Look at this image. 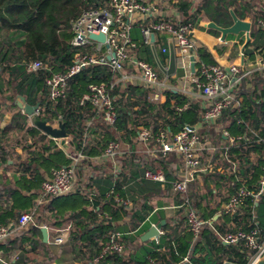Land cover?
Instances as JSON below:
<instances>
[{"label": "trees", "instance_id": "1", "mask_svg": "<svg viewBox=\"0 0 264 264\" xmlns=\"http://www.w3.org/2000/svg\"><path fill=\"white\" fill-rule=\"evenodd\" d=\"M106 1L0 0V119L5 111L13 112L11 121L0 129V167L14 168L13 180L0 181V225L11 224V234L0 240V249L3 255L17 252L19 258L14 262L16 264H42L53 260L54 256H51L41 242L38 224H45L49 230L68 226V238L71 241L70 260L92 264L93 258L108 242L110 233L118 230V219L123 220L126 217L129 224L133 223L130 226L125 225L127 231L132 230L143 222L148 212L153 209L148 202L147 190L162 192V189H171V182L177 177L181 158L174 152L163 156L157 150L158 144L155 142L144 145L137 141L139 126H146L153 133L159 130L175 133L185 124L192 126L201 122L202 108L198 101L190 100L182 92H174L172 89L165 91L163 102L152 100L156 93L154 88L141 82L134 85L132 80H129L125 83L117 82L110 89L118 118L115 126L107 125L102 115L95 113V108L90 102L81 103V96L87 91L88 84L105 83L110 86L115 80V74L105 65L83 68L67 79L62 96L56 100L50 98L46 80L54 73L66 71L75 53L92 52L88 45L75 47L70 43V21L83 10L100 6ZM166 2L167 5L160 4L159 9L176 11L179 19L172 15V12L164 16L174 25L189 21L195 24L203 14L219 26H229L230 10L241 19L250 14V35L260 36L264 41V31L261 33V28L264 27L257 22V19L264 21V6L259 1ZM196 54L201 62L215 64L212 54L206 48H196ZM144 59L149 63L152 61L147 57ZM34 61H39L40 67L28 70L27 67ZM18 96H23L28 104L39 103L35 115L37 119L49 123L63 122L68 136L65 150L36 126L25 127L26 115L16 106L15 100ZM236 96L240 98L239 105L224 109L214 124L219 130L212 136V139L215 138L213 150L201 151V161H209V169L198 173L188 184L186 196L189 206L206 222L198 238L193 240L188 228L187 204L183 195L174 192L180 209L171 219L166 218L162 226L164 233L158 242L154 241L150 245L141 241L139 243L141 230L132 235L123 234V250L109 251L100 260V264H146L147 257L154 259L156 264H174L179 254L186 255L188 248L192 254L191 259L196 264H247L254 250L246 248L242 240L224 243L220 240V235L238 229L256 228L258 241H264V194L256 201L247 199L233 214L225 213L222 218H212L240 184L257 189L264 164V76H246L237 87ZM184 104L187 107L179 109ZM207 127L205 133L208 134ZM20 130L25 136L19 139L16 136L15 143H12L14 140L10 135ZM223 130L232 136H241L226 150L219 145ZM110 140H118L124 147V153L117 157L118 169H114L112 163L106 161L115 173L114 176L118 177L114 185L111 184L101 195L92 193L91 185L84 183L85 188L89 190L85 191L82 197L76 189V192L62 196L46 195L41 198L40 186L44 175L51 168L67 165L70 162L68 153L80 151L84 154L83 164L97 167L93 159L102 154ZM16 143L21 144L24 157L15 151ZM144 149L147 150L146 153L141 152ZM9 159L12 160L10 165L7 164ZM232 165H235V176L233 172L226 174L223 171H231ZM146 167L161 168L166 181L160 183L143 180L139 176ZM219 167L223 170H219ZM78 171L75 172L76 180L82 182L83 175L78 174ZM209 182H213L216 191H222L225 187L231 192L224 198L214 197ZM134 188H141L142 191L137 198L130 195L135 192ZM131 200L141 202L139 210H134ZM98 205L102 206L105 216H98ZM22 212L32 214L36 225L19 227L17 220ZM161 216L162 211L157 210L152 220L158 222ZM27 240L30 242L28 245L24 243ZM37 253L46 255L47 258H36ZM196 253L202 256L195 258Z\"/></svg>", "mask_w": 264, "mask_h": 264}, {"label": "built area", "instance_id": "2", "mask_svg": "<svg viewBox=\"0 0 264 264\" xmlns=\"http://www.w3.org/2000/svg\"><path fill=\"white\" fill-rule=\"evenodd\" d=\"M264 6V0H260ZM166 6V0H107L100 6L89 7L83 10L79 16L70 21L72 37L70 43L75 47L92 48V52H77L74 55L71 65L62 73H54L47 80L49 96L56 100L64 94L67 79L80 72L83 68L91 65L108 66L115 74V80L110 86L105 83H90L87 91L81 96V103L90 102L95 113L102 115L104 122L109 126H115L117 122V110L114 98L110 94V89L117 82H127L133 78H138L143 85L154 88L156 93L152 100H158L159 92L171 89L166 76L160 75L157 67L153 66L137 53L138 43L131 37V28L139 24L141 42L145 46H151L158 41L160 34H165L170 38L174 48H176V69L181 75L190 76L192 88L197 94L196 99L200 101L202 108L201 124L209 126L210 133L215 132L214 124L220 118L224 109L238 106L240 98L236 96V89L241 80L246 76H254L257 73L264 72V47L256 51L252 64L244 66L243 63H231L227 66L219 64H207L196 59V42L193 38L194 24L192 22L180 23L174 25L169 19H165L162 9L159 5ZM177 19L179 16L173 12ZM252 21V20H251ZM257 22L264 27V21L257 19ZM205 22V26H206ZM103 33L105 40L103 42L89 38V34ZM159 51L165 53L167 47L160 46ZM191 56L197 63L195 73L191 72ZM39 61H34L27 67L28 70H35L40 67ZM190 87L183 82L176 89L183 94H187ZM184 104L179 109L186 108ZM219 129L216 130V132ZM230 143L240 139V135L232 136L226 130L222 131ZM137 141L144 145L150 142L158 144L157 150L163 156L169 152H174L181 158L179 171L176 178L171 182V189L175 193L183 195L184 202L187 204L186 221L189 230L192 233V239L196 240L206 223L199 214L189 206L186 196L188 184L200 172L209 169L210 163L201 161V151L204 145L198 129L192 125L185 124L175 133L169 130H159L153 133L146 126H139L136 133ZM226 150L227 147L224 146ZM150 150V149H149ZM124 153V147L118 140H110L97 157L102 161L112 163L114 169H118L117 157ZM70 162L67 165L51 168L45 175L41 183V198L46 195L62 196L75 190L76 167L83 159L84 154L80 151L68 153ZM143 178L163 183L166 176L161 168L146 167L143 169ZM264 194V164L263 171L257 182V189H251L240 184L234 194L222 203L221 210L226 214L237 212L247 199L256 201ZM121 201V199L117 196ZM19 227H27L34 224L32 214L22 212L17 220ZM154 225V224H153ZM65 230L57 231L54 236V242L60 244L63 242V233ZM163 233L158 228V235ZM11 234V224L0 225V240ZM121 232L113 231L109 235L108 242L102 248L101 252L93 258V262L98 263L109 252H121L124 244L121 241ZM258 230L252 228L249 230L238 229L234 232H227L220 235V240L224 243H236L242 240L244 246L254 250L247 264L255 262L264 255V241H258ZM154 239L157 240V237ZM146 264H156L155 260L148 257ZM178 264H196L191 256H185ZM222 264H232L224 262Z\"/></svg>", "mask_w": 264, "mask_h": 264}, {"label": "crops", "instance_id": "3", "mask_svg": "<svg viewBox=\"0 0 264 264\" xmlns=\"http://www.w3.org/2000/svg\"><path fill=\"white\" fill-rule=\"evenodd\" d=\"M258 1L260 2V0H253L254 3H258ZM260 4L262 5L261 2H260ZM161 9L163 11V14H166V15L171 14V12H172V14H173V12H176L174 9H171V11L163 9V8H161ZM200 16H199V19H197V22H195L194 28H193V38L196 42V48H198V47L206 48L212 54V56L215 60V64L227 66L231 63H243L244 66H249L252 64V60L255 56L256 51H258L259 49L264 47V41L260 44H257V45L254 43L255 37L251 36L250 31H249L250 40L245 45L243 51H241V46L245 41L244 32H240L238 34H234V36H229V37L227 35L224 40H220V38H219L220 32L219 31H217L216 29H213V28H208L204 25L205 22H209L212 20L203 16V14H201ZM251 16L252 15H250V14H246L245 17L243 18V20L250 22V27L252 25V21H251L252 17ZM231 23H232V18H231ZM262 31H264V28H261V33H262ZM131 37L139 45L137 48L139 56L142 58L147 57V58H150L152 60L151 61L152 65L157 67L160 75L166 76L167 81H168L169 85L171 86V89L174 92L178 91L176 88L178 86H180L183 82H185L186 85L188 87H190L189 90L186 91L188 93L185 95L188 96V98L190 100L198 101L200 103V101L198 99H196V97H195V96H197L196 95L197 93L194 90H192V88H195V86L192 84L190 76H186V77L182 76L181 72L176 68H175L174 73L166 74V73L162 72V70L158 67V65L156 63L155 59L157 57V60L160 62V64L164 68H167V66H168L169 44L172 42L170 41V38L167 35L160 34L157 37L158 41L149 47L142 44L140 31L133 29V27L131 28ZM164 45L167 47L166 55H164V53H161L159 51V47L164 46ZM173 48H174V46H173ZM174 51L176 52V48H174ZM196 59H199L197 54H196ZM195 67H197V63H195ZM256 76H264V72L262 74L257 73ZM250 77H255V75L250 76ZM242 80H241V82H242ZM137 82L138 83L140 82L138 78H133L131 81V83H133L134 85H139ZM166 90L159 92L158 100H156V101L163 102L165 100V91ZM178 92H180V91H178ZM257 93H258V90H257ZM19 99H20V96H18L15 100L16 106H17V108H19L21 110L22 113H24L26 115L25 127L26 126H35V124H33L32 119H31L32 116L27 115L23 111V109L17 105V101ZM24 101H25V103H27L25 98H24ZM38 107H39V105H38ZM37 112H38V108L36 109L35 115L37 114ZM12 114H13V112L11 110L4 112V114L2 115V117L0 119V129H2L5 125H7L11 121ZM57 123L58 122H52L49 124H51L52 126L55 127V126H57ZM194 126L198 129V132H199L200 137H201V142L203 143V145L205 147L204 149L211 152L214 148V143H215L214 142L215 138L212 139V136L215 134V132L218 128H216V127L213 128V129H215V132L213 134L210 133V129H209V132L207 134V133H205V128L207 127L206 125L200 124L199 122H196L194 124ZM207 128H209V127H207ZM40 131L42 133H44L42 130H40ZM16 136L19 139L20 137H22V136L24 137L25 135H23L21 130L18 133L12 132V134L10 135V138H12L14 140V142H12V143H15ZM48 137H50V136H48ZM50 138H52V137H50ZM52 139L55 140V142L59 146H62L63 149L65 150V148L67 147L68 136L65 138V145L66 146H64V144H61L60 139H55V138H52ZM232 144L233 143L229 142L228 137L226 135L222 134V140L219 141L220 147L222 146L224 148V146H226L228 149ZM14 149L17 153L21 154L24 157V153H23L21 144L18 145L16 143L14 145ZM147 149H149V148H147ZM146 151L144 149L141 152L146 153ZM93 160H94L95 165L97 167H92L90 165L87 166V164L82 163L83 160L80 161L76 167V173L80 169L78 171V174L80 173L83 175L82 182L79 181V179H78V180H76V184H75V190L78 189L80 191L81 197H82L83 193H85V191L89 190V189L85 188L84 183L91 185L90 188L92 189L91 190L92 193H96L97 195H101V193H104L106 191V189L111 186V184L114 185L116 183V179L118 178V177L114 176L115 173L111 170V167L108 164V162H106L105 160L102 161L100 158L97 159V157H95V159H93ZM131 160L135 161L132 158H131ZM137 161L138 160H136V162ZM11 163H12V160L9 159L7 161V164L10 165ZM213 163L215 164V162H213ZM178 167H180V162L178 163ZM218 169L223 170L220 167ZM13 170H14L13 167H8V168L0 167V181H6L7 179L13 180V176H14ZM223 171H225L226 174H230L231 172H233V175L235 176V174H236L235 173V165H232L231 171H229L228 169H224ZM142 174L143 173L141 172L139 177H141L143 180H146V182H153V181H150V180L143 178ZM45 175H44V177H45ZM209 186L211 187V192L214 193V195H213L214 197L217 196L218 198H222V197L224 198L231 192V191H229L230 189H226L225 187L222 189V191L219 189L216 191L215 187L213 186V182H209ZM40 189H41V186H40ZM134 189H135L134 190L135 192H133L130 195H134V197L137 198L138 194L142 191H141V188H134ZM75 190L73 192H76ZM149 191L147 190V193H149L148 202H149L150 206H152L153 209L148 212V214L145 216L143 222H141L139 225H136L132 230H128V231H127L126 226L133 225V223L129 224V221L126 217H124L123 220L118 219V222H117V225L119 226L117 231H120L122 233L121 237L123 236V234L132 235L136 231L141 230L139 233V240L138 241H139V243L141 241L142 243L147 244V245H150V243H152L154 241L158 242L159 237L161 235H163L164 231L159 236H156L157 240L154 239L155 237H151L149 239L142 238V236L146 233V231L153 224L156 225L157 223H160V225H161L160 228L162 229V226L165 224L166 218L171 219L172 217H174L176 215V213L180 209V205L177 204L178 198H177L176 194L173 191H171L170 187L168 189H162V192L160 190H158L156 192H154V190H151L150 192ZM132 200L130 201L131 206L134 208V210H139L141 202H133ZM96 209H97L96 212H97L99 217L105 216V215H103L105 213H103L104 210H103L102 206L98 205ZM157 210L162 211V216L159 218L158 222H156L155 220H152V216H155V213ZM224 214L225 213L222 210L218 209V211L215 213V215L213 216L212 219L222 218L223 216L227 215V214H225V215ZM184 217H185V213H184ZM228 223H230V221H228ZM35 225H36L35 223L32 224V226H35ZM37 226L39 228H41L43 226L46 227L45 224H40V225L38 224ZM46 228H47V239L43 240V235H42V232L40 231L41 232V242L44 243L45 248L50 252L51 256H54V258H53V260H50L48 263H42V264H85L83 262L70 260V254L69 253L71 251V241L68 238L69 237L68 226L64 227V228H56L55 230L54 229L49 230L48 227H46ZM130 228H132V227H130ZM63 229L65 230V232L63 233L64 240L62 243L57 244L54 242V236L57 234V231H60ZM35 237H36V239H38L37 236H35ZM24 243H26V245H28V243H30V242H29V240H27V241H24ZM173 243H174V241L172 242V244ZM174 250L177 251L176 248H174ZM2 253L3 252L0 249V262H1V264H13L19 258V255L17 252H12L10 254L11 256L7 255V254L3 255ZM185 253H186L185 256H191L192 257L190 248H188ZM185 256L184 255L180 256V254H179L178 260L174 264H178L183 259V257H185ZM194 256H195V258H198V256L201 257L202 254L196 253V254H194ZM40 257L44 258V259L47 258L46 255H42V254L37 253L36 258H40ZM14 264H16V263H14ZM92 264H100V262H98V263L93 262Z\"/></svg>", "mask_w": 264, "mask_h": 264}, {"label": "water", "instance_id": "4", "mask_svg": "<svg viewBox=\"0 0 264 264\" xmlns=\"http://www.w3.org/2000/svg\"><path fill=\"white\" fill-rule=\"evenodd\" d=\"M230 15L232 18V23L229 26H219L214 21H209L206 23V27L213 28V29H216L217 31H219L220 32V37H219L220 40H224L228 34H238L240 32H244L245 41L241 46V51H243L245 45L250 40V35H249L250 22L237 17L232 10H230ZM88 36L90 39H93L96 41L103 42L105 40V36L103 33H98V34L90 33ZM190 59H191L190 69L193 72L195 70V62L193 60V56H191ZM155 60H156L158 67L162 70V72H164L166 74L174 73L175 68H176V58H175V51H174L172 43L169 44L167 68H164L160 64V62L157 60V57ZM17 105L20 108H22L23 111L27 115L32 116L31 117L32 122H33V124H35V126L37 128H39L45 134H47L48 136H50L52 138L60 139L61 144H64V146H66L65 145V138L67 137V132L63 126V122L58 121L57 126L54 127L51 124H49L48 122H46V120L37 119L35 116V113H36V109L38 108L39 103L38 102L36 104L25 103L23 96H20V99L17 101ZM160 226H161L160 223H157L156 225H152L146 231V233L142 236V238L149 239L151 237H156L158 235V228H160ZM40 229H41V232L43 235V240H46L47 239V228L45 226H43ZM255 264H264V255L261 256L255 262Z\"/></svg>", "mask_w": 264, "mask_h": 264}, {"label": "rangeland", "instance_id": "5", "mask_svg": "<svg viewBox=\"0 0 264 264\" xmlns=\"http://www.w3.org/2000/svg\"><path fill=\"white\" fill-rule=\"evenodd\" d=\"M135 26H136V27H135ZM133 29L139 31V24L134 25V26H133ZM229 36H234V34H228V37H229ZM262 41H263V40L260 39V36H259V37H258V36H255V41H254V43H255L256 45L262 43Z\"/></svg>", "mask_w": 264, "mask_h": 264}]
</instances>
